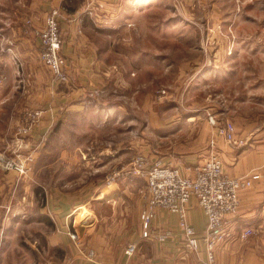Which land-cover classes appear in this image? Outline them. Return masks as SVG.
Returning a JSON list of instances; mask_svg holds the SVG:
<instances>
[{
	"label": "rangeland",
	"instance_id": "obj_1",
	"mask_svg": "<svg viewBox=\"0 0 264 264\" xmlns=\"http://www.w3.org/2000/svg\"><path fill=\"white\" fill-rule=\"evenodd\" d=\"M72 1V5H82V8L90 13L97 11L102 2V0ZM121 2L122 6L112 11L117 18H121L120 22L124 23L118 27L121 31L113 29L115 24L120 23L119 20H114L109 25L112 33L110 31L105 34V31L99 30L92 33L89 30L90 36L88 35L92 42L96 40L98 42L94 41L95 43L103 46L102 55L105 59L112 64H122L121 70L118 65L112 67L110 75H106L107 72L104 74L109 69L104 64L99 69V73L102 70V75L97 80L99 88L94 90L95 96L101 97L100 101L105 105L110 102L109 94H113L112 100L116 99L125 105L124 110H127L129 118L126 130L128 161L122 168L125 170L116 171L120 172V176L112 183L110 181L114 168L112 170L109 165L111 167L109 172L102 170L104 172L102 177L95 180L91 173L102 167L98 163H90L88 158L89 153L103 155L105 145L109 147V144L112 146L118 144L113 130L98 127L76 135L70 129L63 130V127L53 131L42 130L39 121L43 117V107L40 104L39 107H33L34 99L31 96L39 91L37 88L39 84L31 79L27 80V77L36 74L48 75L58 83L67 84L59 82L41 61L40 32L44 27L34 28L31 19L25 21L23 19L20 23L17 22L18 30L14 29V32L12 29L15 26H8L9 21H6V18L0 20V25L5 28L8 35L4 36L0 30V264L50 263L51 247L43 237L44 228L34 222L39 218L37 207L54 203L58 198L55 193L61 188L71 192V189H90L96 185L116 186L124 175L144 178L141 175H133L132 172L136 169L133 163L137 157L143 156L149 164L152 163L156 147L169 150L168 145L182 138L183 140L191 138L193 143L190 145H195L194 139L202 136L201 128L204 122L208 121L216 130L221 122L226 123L227 118L231 120V115L218 114H221L219 111L224 106L232 105L233 97L239 90L238 83L234 81L241 76L247 78L245 75L249 73L250 68L246 66L248 60L252 58V53L264 58V0H121ZM67 5L71 3L65 0L64 7L67 8ZM53 10L55 8L49 12ZM106 11H100V14L104 16ZM104 17L99 18L100 26L104 24L102 20H106ZM89 18H91L89 15L85 18L88 23L91 22ZM25 38H34L37 44L38 66L36 70L30 68L31 72L28 71L26 60L19 52V48L25 51L26 45H23ZM106 38L113 43L110 52L106 51L109 44ZM85 53L83 50L79 54L81 60L88 58L94 60L96 57L95 52ZM222 54L224 56L221 58ZM216 59L222 68H216L212 64V60L214 62ZM200 62L203 63L202 66L199 65ZM227 66L230 68L226 69ZM68 67L70 71V66ZM219 69L224 70V78L218 81L216 72ZM260 71L262 72V68ZM14 76H17L16 84ZM25 76L27 81H24ZM10 77L14 82L13 90L21 93L22 89L25 94L10 95L11 89L8 87ZM43 83V88L46 85L51 86L44 81ZM121 84L120 89L118 86ZM242 99L245 106L243 110L249 112L251 105L246 102L247 97L244 96ZM14 104L22 108L21 115L13 114ZM150 109L158 112L161 119L163 130L161 137L164 135L171 137L172 142H168L166 138V144H155L156 136L153 137L148 119L150 116L148 117L147 110ZM33 110H40L42 116L35 126L30 128L28 113ZM136 118L141 119L139 123H135ZM212 120L218 121L216 126L212 124ZM88 137H94L96 145H91ZM162 140L161 138L160 141ZM212 140L218 143L216 136L208 138V145L205 147L208 149L207 156L213 149ZM215 151L218 152V144ZM203 162L193 167L176 166L187 172ZM88 191L84 190V194L78 196L84 202L89 198ZM69 197L65 195L63 199ZM28 203L38 205L36 207L33 205L31 209L29 217L33 221L31 224L22 220L24 212L15 208L17 205ZM55 218L51 211L45 215V219H48L46 229L48 236L56 229L53 221Z\"/></svg>",
	"mask_w": 264,
	"mask_h": 264
},
{
	"label": "crops",
	"instance_id": "obj_2",
	"mask_svg": "<svg viewBox=\"0 0 264 264\" xmlns=\"http://www.w3.org/2000/svg\"><path fill=\"white\" fill-rule=\"evenodd\" d=\"M64 1L3 0L0 2V20L6 18V21H9L8 26H15L12 29L14 32L18 30L17 27L23 19L24 21L31 19L32 27L42 29L47 13L53 8L59 9V21L64 33L63 54L67 56L71 69L69 71L70 81L64 85L51 78L52 76L39 74L31 75L27 77V80L31 79L39 84L37 86L39 91L34 92L35 95L31 96L34 99L33 107L40 105L43 107V117L39 121L43 131L60 130L63 127V130L70 129L76 135L82 131L106 127V129L115 132L118 144H114V146L109 144V147H113V149H109L108 145H105L103 155L89 153L88 161L98 163L102 167V169H96L91 173V177L96 180V178L102 177L104 170L107 172L111 167L112 170L114 168V172L120 169L125 170L122 168L128 161L126 130L129 118L127 110H124L125 105L117 102L116 99L113 101L111 93L109 94L110 102L105 105L100 101L101 97L95 96L94 91L95 88H99L97 80L102 75V70L99 73V69L104 64L109 68L104 72V74L107 72L106 75H110L112 67L117 65L121 70L122 64H112L107 58L105 59L102 55L103 46L95 43L96 40H93V43L88 37V35L90 36L89 30L92 33L95 30L105 31L106 34L111 31L109 25L112 21L119 20L120 22L121 18H117L112 11L114 8L121 7L122 2L121 0H102L98 12L90 13L86 12L82 5H72V0H68L71 5H67L68 7L65 8ZM100 11H106L104 12L105 17L100 14ZM88 15L91 17L89 23L85 20ZM101 17L108 20V22L102 20L103 26L98 24ZM122 24H124L122 21L119 25L115 24L113 29L121 31L118 27H121ZM0 30L4 36H8L5 33V28L1 25ZM106 40L109 43L107 46L105 45L106 51L110 52L113 43L108 38ZM23 45H26L25 51L19 48V52L26 60L28 71L30 68L36 70L38 55L35 39L25 38ZM83 50L86 53L95 52V59L81 60L79 54ZM223 56L224 54L221 58ZM202 64L199 65L202 66ZM212 64L216 68H222L217 59L214 62L212 60ZM228 67L226 69L230 68ZM246 67L250 68L248 69L249 73L245 75L247 78L241 76L234 81V83H238L239 90L233 97L231 107L224 106L219 111L221 114H218L219 116H225V114L232 116L231 120L228 118L226 120L233 123V136L239 141H245V147L239 151L235 150L234 145L226 137L218 136L219 126L215 130L207 121L202 124V136L199 139H194L195 145H190L193 143L191 138L188 140L182 138L181 142L177 141L168 145L170 146H167L169 150H161L156 147V152H153L152 155L154 157L152 162L160 160L173 165L193 167L206 159L208 155V149L205 148L208 145L207 140L211 136H216L218 153L229 175L243 177L250 176L254 172L261 175L262 178L255 181L251 188L240 191L239 210L236 215L229 217L224 240L219 244L216 252L219 264H264V58H261L257 53H252V58L248 60ZM38 70L40 69L38 68ZM223 71V69L217 70L218 81L224 78ZM198 75L199 73L196 76ZM13 78H15L16 84L17 76ZM13 78L10 77L8 84L11 89L10 95L25 94L26 92H23L22 89L21 93H16L13 90ZM43 81L51 86L46 85L43 88ZM118 87L121 89L122 84ZM244 96L248 99L246 101L248 105H251L249 112L243 110L245 106L242 98ZM14 105L13 114L21 115L22 108ZM147 112L148 117L150 116L148 118L151 124L150 129L154 134L153 137L156 136L155 144H166V138L169 140L168 142H172L171 137L168 138L166 135L161 137L163 130L158 112L153 109L147 110ZM214 117L219 119L217 116ZM140 120L136 118L135 123H139ZM212 122L215 126L216 122L218 123L217 120H212ZM161 138L162 141H160ZM56 139L64 142L62 139L65 138ZM87 140L91 145H96L94 137H88ZM90 149L92 148H88V150ZM109 156H112L111 159L108 158ZM146 184V179L142 177L124 175L116 186L96 185L90 189H71V192L61 188L59 192L55 193L58 198L56 201L53 200L54 203L37 207L39 218L34 222L44 228L45 236L43 237L51 247L52 260L48 264H205L207 261L206 247L202 244L200 251L187 252L184 244V227L179 216L175 213L158 209L156 218L152 222L154 232H171L172 235L169 238L159 241L154 237L149 239L143 237L141 213L147 204L149 191ZM84 190H89L87 194L89 198L85 202L81 200V197H78L84 194ZM65 195L70 197L63 199ZM33 205L28 203L15 206L24 212L22 220L29 224L33 222L29 218ZM36 206L38 205H34V207ZM48 211L56 216L53 220L56 229L51 233V236H48L46 230L48 219H45V215ZM187 218L198 233L201 234L205 231L208 225V216L196 198H192L190 202ZM49 223L52 224L51 221ZM247 230H251L253 233L244 238L242 235ZM73 234H76L78 238H71Z\"/></svg>",
	"mask_w": 264,
	"mask_h": 264
},
{
	"label": "built area",
	"instance_id": "obj_3",
	"mask_svg": "<svg viewBox=\"0 0 264 264\" xmlns=\"http://www.w3.org/2000/svg\"><path fill=\"white\" fill-rule=\"evenodd\" d=\"M41 61L52 72L54 77L62 83H68L69 62L63 54V33L59 23V11L49 12L46 16L44 30L40 32ZM42 112L33 110L28 113V126L34 127L40 120ZM234 125L231 122L220 124L218 135L226 137L235 150L239 151L246 146L243 140H237L233 136ZM217 143L212 140V152L204 162L194 168L186 170L179 166L155 160L150 163L146 157H137L133 165V175L143 176L147 182L148 199L141 213L144 238H156L164 241L169 238L171 232L159 233L152 229V222L156 218L158 209L167 210L179 216L184 227V244L187 252H198L204 244L207 250L205 264H219L217 250L224 240L228 219L237 214L240 206V191L251 188L261 175L258 172L243 176L233 177L224 167L223 160L215 151ZM236 151V152H237ZM120 172L111 175L110 183L119 178ZM192 198H196L198 204L208 216V225L203 233H198L189 223L187 218L188 208ZM253 232L247 230L242 236L248 237ZM71 238H78L73 234ZM130 254V250L128 251Z\"/></svg>",
	"mask_w": 264,
	"mask_h": 264
}]
</instances>
